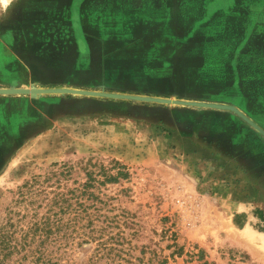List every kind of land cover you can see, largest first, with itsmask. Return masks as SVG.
<instances>
[{"label":"rangeland","instance_id":"374dc122","mask_svg":"<svg viewBox=\"0 0 264 264\" xmlns=\"http://www.w3.org/2000/svg\"><path fill=\"white\" fill-rule=\"evenodd\" d=\"M81 86L264 128V0H0V88ZM257 131L232 110L0 94V264H264Z\"/></svg>","mask_w":264,"mask_h":264},{"label":"bare ground","instance_id":"6f19581e","mask_svg":"<svg viewBox=\"0 0 264 264\" xmlns=\"http://www.w3.org/2000/svg\"><path fill=\"white\" fill-rule=\"evenodd\" d=\"M31 93L34 95H42L45 92H65L72 93L76 96L81 95H93V96H102L109 98H117V99H129V100H138V101H147V102H155V103H167V104H177V105H186L193 107H204V108H216V109H225L232 110L237 113L243 119H245L252 128H254L257 132L263 134L264 137V128L261 127L258 123H256L253 119L243 113L239 108H237L233 104L213 102V101H191L186 99H177V98H168V97H155V96H147V95H139V94H127V93H115V92H103L100 90H90L85 88H60V89H45L42 87H29V88H0V94H8V93Z\"/></svg>","mask_w":264,"mask_h":264},{"label":"trees","instance_id":"16d2710c","mask_svg":"<svg viewBox=\"0 0 264 264\" xmlns=\"http://www.w3.org/2000/svg\"><path fill=\"white\" fill-rule=\"evenodd\" d=\"M111 179V181H115L117 178L116 177H111L110 178ZM89 184H88V182L87 183H85V187L86 186H88ZM67 201H69V197H67L66 196V194H61V197H60V200H59V203H58V201H57V203L58 204H60V207H62L63 209L65 208V203L67 202ZM46 221H47V224L48 225H50V218H46ZM61 221V220H60ZM62 227H64V224H62V222H61V224H60V228L62 229ZM206 264V263H205Z\"/></svg>","mask_w":264,"mask_h":264},{"label":"crops","instance_id":"0c3cea01","mask_svg":"<svg viewBox=\"0 0 264 264\" xmlns=\"http://www.w3.org/2000/svg\"><path fill=\"white\" fill-rule=\"evenodd\" d=\"M61 67V66H60ZM69 67L72 69V71L75 73V74H78V75H80L78 72L80 71V70H78L77 69V66L76 65H69ZM86 70H89V69H86ZM70 79V78H69ZM71 80V79H70ZM66 81V80H65ZM71 82V81H70ZM70 86H72V84L70 85ZM78 88H80V87H78ZM81 88H88V87H83V86H81Z\"/></svg>","mask_w":264,"mask_h":264}]
</instances>
